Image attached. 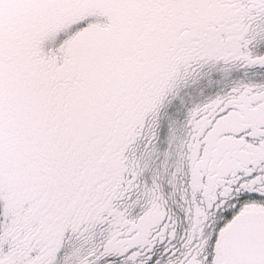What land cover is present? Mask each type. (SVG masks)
<instances>
[{"label": "snow or ice", "instance_id": "6c2138e0", "mask_svg": "<svg viewBox=\"0 0 264 264\" xmlns=\"http://www.w3.org/2000/svg\"><path fill=\"white\" fill-rule=\"evenodd\" d=\"M0 264H264V0H0Z\"/></svg>", "mask_w": 264, "mask_h": 264}]
</instances>
